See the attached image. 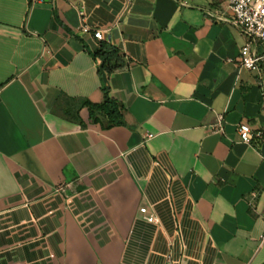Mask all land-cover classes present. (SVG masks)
Here are the masks:
<instances>
[{
	"label": "crops",
	"instance_id": "1",
	"mask_svg": "<svg viewBox=\"0 0 264 264\" xmlns=\"http://www.w3.org/2000/svg\"><path fill=\"white\" fill-rule=\"evenodd\" d=\"M228 4L0 0V264H264V141L238 130L264 127V62L241 68ZM106 95L121 125L56 107Z\"/></svg>",
	"mask_w": 264,
	"mask_h": 264
},
{
	"label": "built area",
	"instance_id": "2",
	"mask_svg": "<svg viewBox=\"0 0 264 264\" xmlns=\"http://www.w3.org/2000/svg\"><path fill=\"white\" fill-rule=\"evenodd\" d=\"M39 1L42 0H31V5L34 6ZM228 10L231 22L247 39L240 52L241 68L248 71L260 70L261 64L264 62V51L260 47L264 42V0H229ZM81 30L92 32L101 42L107 41V29L92 28L83 23ZM260 86L264 97L263 78L260 81ZM210 129L222 131L223 117L220 116L218 123L211 125ZM238 130L243 142L251 143L255 139L264 141V127L254 129L249 123L242 122L239 124ZM140 211L144 214L146 221L159 222L158 218L150 214L146 207H142Z\"/></svg>",
	"mask_w": 264,
	"mask_h": 264
},
{
	"label": "trees",
	"instance_id": "3",
	"mask_svg": "<svg viewBox=\"0 0 264 264\" xmlns=\"http://www.w3.org/2000/svg\"><path fill=\"white\" fill-rule=\"evenodd\" d=\"M94 56L101 60V68L108 73L125 66L120 49L109 42H101ZM56 107L65 118L80 123L83 127L87 126L81 117V110L84 108L88 110V123L90 124H100L106 128L123 123L122 105L109 95H106L101 102H93L87 98L64 97L58 100Z\"/></svg>",
	"mask_w": 264,
	"mask_h": 264
}]
</instances>
